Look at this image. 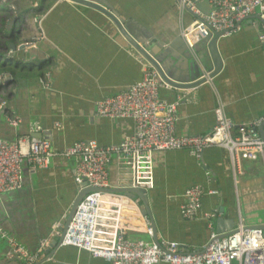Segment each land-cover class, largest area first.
Listing matches in <instances>:
<instances>
[{"label":"crops","instance_id":"obj_1","mask_svg":"<svg viewBox=\"0 0 264 264\" xmlns=\"http://www.w3.org/2000/svg\"><path fill=\"white\" fill-rule=\"evenodd\" d=\"M94 1L115 11L129 34L156 54L172 78L188 80L212 68L206 41L189 47L182 38L181 28L192 15L189 10L180 13L177 0ZM193 1L208 11V0ZM261 33L256 16L241 21L218 40L223 63L218 74L189 89H160L166 101L182 96L176 112L178 136L208 133L218 103L236 125L264 117ZM143 60L112 20L90 6L70 0L0 4V138L37 134L56 152L79 140H95L101 146L119 142L133 133V122L97 117L95 102L141 80ZM15 61L23 64L21 69L3 67V62ZM32 64L42 67L30 70ZM8 114L19 117L16 128L8 124ZM35 123L39 130H34ZM108 169L111 200L120 204L122 229L130 239L154 242L152 219L158 242L175 241L191 252L208 240L217 219L225 231L240 222L244 227L264 225V154L243 158L234 178L222 147L207 148L198 156L186 150L156 152L154 186L146 192L149 214L140 198L120 192L129 186V176L114 159ZM21 179L19 190L0 195V225L28 252L50 238L36 264H110L70 245H52L60 234L50 235L53 224L67 217L80 190L73 159L55 156L47 168L23 164ZM192 185L203 191L201 205L184 219L180 207ZM11 252L0 237V264H23Z\"/></svg>","mask_w":264,"mask_h":264},{"label":"built area","instance_id":"obj_2","mask_svg":"<svg viewBox=\"0 0 264 264\" xmlns=\"http://www.w3.org/2000/svg\"><path fill=\"white\" fill-rule=\"evenodd\" d=\"M13 0H0V4ZM208 11H202L193 0H177L180 13L189 10L192 19L181 28L187 46L214 34L220 37L233 33L241 21L258 17L264 40V0H208ZM143 77L130 88L95 102L99 118L128 119L134 130L117 143L99 145L95 140H79L61 152L52 150L49 140L36 137L0 138V195L19 190L22 185L21 167L47 168L55 156H64L75 162V181L92 188L83 196L64 232L61 245L85 250L110 264H264V229H247L242 222L222 238L211 227L208 240L199 249L187 252L175 241L146 242L126 237L121 224L120 204L114 203L109 182L110 162L114 159L129 176V186L149 190L154 186V154L168 150H186L193 156L210 147L227 150L233 177L241 171L243 158L255 159L263 155L264 139L258 128L264 117L248 124L236 125L227 116L222 103L214 108L215 124L205 134L180 135L175 131L177 107L182 96L172 101L160 97L162 81L151 65L143 60ZM43 81V80H42ZM1 82V81H0ZM1 84V83H0ZM171 87V86H170ZM4 102H0L2 108ZM8 124L16 128L20 119L7 115ZM34 130H39L37 123ZM186 202L180 207L184 219L192 217L201 205L203 191L198 185L186 188ZM211 216V214H210ZM63 221L55 222L50 235L57 233ZM0 237L6 240L13 256L23 264H36L48 239L41 240L35 252H28L0 225Z\"/></svg>","mask_w":264,"mask_h":264},{"label":"water","instance_id":"obj_3","mask_svg":"<svg viewBox=\"0 0 264 264\" xmlns=\"http://www.w3.org/2000/svg\"><path fill=\"white\" fill-rule=\"evenodd\" d=\"M70 1L82 4L85 6H90L92 8H95V9L103 12L106 16H108L112 20V22L116 25L117 29L120 31L122 36L127 40V42L158 73V75L160 76L162 81L165 82L166 84H168L169 86L175 88V89H189V88L195 87L199 84L206 82L208 78L215 76L222 69V66H223L222 58H221V56L218 52V49H217V43H218V40L220 38V35L217 33L214 34L210 38L204 39L206 41L207 50H208V54H209V60L211 61L212 68L209 69V71H205V72H207L206 74L203 75V70H202L201 74H199L198 76H196L194 78H190L188 80H183L181 78L174 79L166 71L163 63L161 62V60L159 58H157L156 54L153 51H151V49H148L147 46L144 45V43L139 42L136 39V37H133V35L131 36V34H129V31L127 30V26L125 25L123 20L118 16V14L115 11H112V10L106 8L104 4L97 3L94 0H70ZM256 18L259 19L258 17H256ZM22 59L24 60L25 57H22ZM199 60L201 61L200 58H199ZM202 60H203V57H202ZM202 64H204V63L202 62ZM22 66H23V64L19 61H15L14 63L13 62L12 63L11 62L10 63L9 62H3V67H10V68L14 67V68H20L21 69ZM40 67H42V66L32 64L30 66V68H31L30 70L39 69ZM258 130H259L260 136L262 137V139H264L263 125H261L258 128ZM33 135L35 137L36 136L38 137L37 134H33ZM1 139H4V138H1ZM6 140H8V139H6ZM263 154H264V149H263ZM91 190H93V189L86 186V183L83 184V188L79 190V192H78V194H77V196L73 202V205L70 208V211H69L67 217L63 221V225L61 226V228H59L60 234H59L58 240H54L52 242V245H58L61 243L64 232H65V230H66V228H67V226H68V224H69V222H70V220H71V218H72V216H73V214L77 208L78 203L81 201L83 196ZM120 192H123L127 196H130V197L133 195V196H137L138 198H140L145 203L144 213L149 214L148 206L146 205V200H147L146 192H147V190L142 189V188L134 189V188L126 187V188L121 189ZM220 220H221V218L215 220V223H214L215 227H213V230L217 234V237L222 238V237L232 233L234 230H233V227H230V228H227V231H225L221 226ZM150 227L152 228V231H153L154 242L158 243V240L156 238L155 226H154V222L152 221V219H151ZM256 227H260V228L264 229V225L263 226H261V225L248 226L246 228L251 229V228H256Z\"/></svg>","mask_w":264,"mask_h":264}]
</instances>
